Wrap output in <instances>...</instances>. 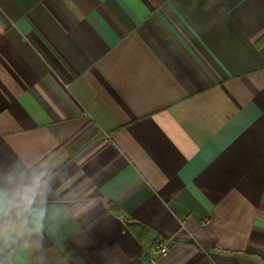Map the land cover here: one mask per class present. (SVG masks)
<instances>
[{
    "label": "crops",
    "instance_id": "obj_1",
    "mask_svg": "<svg viewBox=\"0 0 264 264\" xmlns=\"http://www.w3.org/2000/svg\"><path fill=\"white\" fill-rule=\"evenodd\" d=\"M0 264H264V0H0Z\"/></svg>",
    "mask_w": 264,
    "mask_h": 264
},
{
    "label": "built area",
    "instance_id": "obj_2",
    "mask_svg": "<svg viewBox=\"0 0 264 264\" xmlns=\"http://www.w3.org/2000/svg\"><path fill=\"white\" fill-rule=\"evenodd\" d=\"M168 252L169 246L165 239L154 242L149 249V254L153 257V259H156L157 257H164Z\"/></svg>",
    "mask_w": 264,
    "mask_h": 264
},
{
    "label": "clouds",
    "instance_id": "obj_3",
    "mask_svg": "<svg viewBox=\"0 0 264 264\" xmlns=\"http://www.w3.org/2000/svg\"><path fill=\"white\" fill-rule=\"evenodd\" d=\"M21 199L23 200L24 204L33 203L35 199V194L31 190L25 191L21 194Z\"/></svg>",
    "mask_w": 264,
    "mask_h": 264
},
{
    "label": "trees",
    "instance_id": "obj_4",
    "mask_svg": "<svg viewBox=\"0 0 264 264\" xmlns=\"http://www.w3.org/2000/svg\"><path fill=\"white\" fill-rule=\"evenodd\" d=\"M105 207L108 212L114 214V215H119L118 209L110 202H106Z\"/></svg>",
    "mask_w": 264,
    "mask_h": 264
}]
</instances>
